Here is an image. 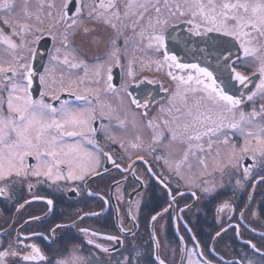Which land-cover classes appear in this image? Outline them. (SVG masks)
<instances>
[{
    "label": "flooded vegetation",
    "instance_id": "obj_1",
    "mask_svg": "<svg viewBox=\"0 0 264 264\" xmlns=\"http://www.w3.org/2000/svg\"><path fill=\"white\" fill-rule=\"evenodd\" d=\"M3 2L4 0H0V3ZM10 2L13 4L11 10L0 8V30L6 35H11L14 29L18 32L21 24L32 25V20L35 19L34 12L26 8L23 0L21 10H17L18 0ZM167 2L173 8L179 2L183 4V0ZM94 3L98 5L99 0H94ZM118 3L123 10H120L119 20L113 18L116 29L101 19L90 18L88 13L91 10H86L84 0H70L67 5L69 16L81 4L85 6L76 28L68 27L59 20L60 17L53 20L52 24L45 21L38 24L44 32L40 41L46 39L48 47L42 69L37 74L36 83L39 86L33 89V80L30 89L32 98L39 99L41 92H48L49 88H55L59 92L61 75L65 73L59 70L60 67L55 71L57 83L54 86H46L47 79L45 84H41L39 80V75L45 74L46 68L49 70L55 47L59 48L57 63L60 66L69 68L71 64L77 65L65 73L68 75H63L64 85H69L72 81L76 85L71 92H59L61 100L94 111L95 119L89 121V127H94L97 131L92 133L85 130L84 136L66 138L65 141L69 144L78 142L81 146L82 152L75 157L73 169L76 175L85 172L84 180H53L43 175L34 177L29 174L27 179L13 176L7 182L9 193L7 196H0V251L7 249L9 253L16 252L18 255L9 254L5 257L4 264H56L58 260H63L66 264H117L129 255L135 258L133 264H159L157 256L164 264H264V183L259 182L264 177V156L260 152L253 153L252 150L256 148L255 140L252 139L247 154L237 151V155L241 157L239 168L233 167L235 161L230 163V157L222 161L218 154L222 145L231 149L235 145L237 150L244 145L245 137L234 129L226 132L228 144L221 143L223 135L216 136L212 138V148L209 150V141L205 137L200 142L204 145V150L194 149L195 154L188 153L185 161L188 144L179 139H171L168 131V127L172 126L171 116L167 111H160L163 106L166 110L171 108L172 114L176 115V109L183 112L186 104L193 107L200 101L201 111L218 112L219 109L207 99H201V93L189 92L186 101L183 89L181 95L174 96L177 86L168 75L169 71L176 76L186 77L194 70L169 67L171 61L166 63L167 66L161 64H164L163 57L166 53L176 56L179 63L205 67L203 63H216L214 58L219 55L210 45L231 41V59L228 63L254 79L251 90L257 92V95L249 102L246 99L249 92L240 93L245 96L244 103L235 113H223L224 122L239 120L241 111L247 119H253L251 113L254 110L261 113V106L264 105V95L256 89L260 73L257 69L251 70L237 64L258 60L254 56L245 58L239 42L232 37L221 33H209L206 36L190 33V25L185 22L190 17L179 15L169 20V27L164 33V47L157 51L155 42L148 39L153 31L149 28L147 19L155 18L154 10H149L143 19H138L135 13L140 9L134 8L128 16H124L128 1L119 0ZM118 3L116 0L117 8L122 9ZM162 11L165 16L168 15V10ZM142 26L144 32L148 31L145 37L147 39L142 43L146 56L141 51H135L136 56L127 57L134 34L135 37L136 34L142 37ZM86 28L90 31L85 32ZM64 34L69 37L67 47L62 44ZM117 36L119 38L116 44H110L109 39ZM253 36L256 37L254 46L260 49L256 55H264V37L255 32ZM27 38L32 39L31 36ZM12 39L20 43V37L13 36ZM38 44L32 47L34 56L27 61L33 71ZM114 49H119L120 63L116 64L114 61L111 65L110 81L107 70L102 76L97 73L94 75L88 70V65H94L96 61L107 62L110 58L108 53ZM11 53L12 50L0 42V66L7 68L14 63ZM15 55L27 56L28 49H17ZM228 55V51L223 53L224 57ZM237 56L240 57L239 60ZM65 57L68 64L64 63ZM156 61L161 62L159 66ZM109 84L113 87L109 88ZM191 86L195 87L194 82ZM9 87L3 74H0V99L6 101L9 93L5 89ZM78 95L86 96L90 103L76 100ZM132 98L140 101L139 109L131 104ZM45 99L59 107V102L52 101L50 95ZM149 101L148 115L142 116L141 113L145 111L143 105ZM128 114L132 115L139 129L131 140L127 139L126 129L123 128ZM0 115H8L6 105L0 107ZM154 117L159 125L155 129L147 126V121ZM164 120L170 122L169 126L163 124ZM258 126H264V113L255 117L253 127ZM134 144L137 146L133 147ZM88 154L98 160L99 164L90 160ZM27 163L34 165L36 161L28 157ZM177 164L180 165L178 169ZM90 167L95 169L93 173H87ZM243 167L250 168L247 177L244 176ZM59 170L62 176H68L67 165H60ZM161 180L168 185L167 189L160 183ZM237 180L241 181L239 186L236 184ZM206 188L211 191H204ZM168 190L175 197L174 202L170 201ZM48 199L53 200V205L47 204ZM225 201L233 206L234 211L225 209L217 213V207ZM166 208L168 211L164 212ZM181 209L184 211L181 212ZM157 212L162 214L153 221L152 216ZM34 217L39 219H33ZM56 225L66 227L58 229L55 236H52L50 230ZM81 229H87L88 234L85 235ZM218 232L219 236L216 235ZM108 236L117 237V240H108ZM89 239L93 241V245L87 243ZM31 244L41 249L47 257L46 261L24 262L21 259L31 251L24 245ZM95 245L108 248L109 252L104 253Z\"/></svg>",
    "mask_w": 264,
    "mask_h": 264
},
{
    "label": "snow or ice",
    "instance_id": "obj_2",
    "mask_svg": "<svg viewBox=\"0 0 264 264\" xmlns=\"http://www.w3.org/2000/svg\"><path fill=\"white\" fill-rule=\"evenodd\" d=\"M68 2L65 3L60 9V20L67 24L70 28H76L78 19L83 14L84 5L81 4L76 8L75 13L69 16L68 14ZM159 0L155 3L152 0H128L125 5L126 11L124 16H128L134 9H140L138 13V19H143L145 13L149 11V5L155 12V18L149 17V28L152 29L153 34L149 35V41H154L157 47V51L164 47L165 44V30L169 27V20L175 16H189L190 18L185 21L190 25V33H194L197 36H206L209 33H221L223 36L232 37L235 41L239 42V47L243 50L245 58L254 56L259 62V68L257 71L260 73V82L256 85V89L261 95H264V55L257 56L260 51L259 48L254 46L253 32L258 33L260 37H264V0H183V4L177 3L174 8L170 6L165 0L164 8L168 9V15L165 16L161 7L158 6ZM13 4L10 0H4L0 3V8L5 10H11ZM50 8H55L56 5L50 4ZM100 9L101 11H98ZM28 13L26 12V15ZM51 15V13H49ZM92 19H101L104 23L108 24L113 29H116L117 25L113 23V18L120 19V10L116 6V0H99V4H93L91 11L88 13ZM39 20V17H37ZM8 23L7 20L4 21ZM85 32H89V29H85ZM44 34L40 27H34L29 24H21L20 30L17 32L15 29L11 35H6L0 30V42L6 44L10 50H12L13 64H10L7 68L0 66V74H3V79L9 84V88L5 89L9 95L5 100L0 99V107L6 105L8 115H0V196H7L9 188L7 182L12 180V177H18L27 179L29 174L34 177H40L41 175L53 179H71V180H84L85 172H81L80 175L74 174V161L75 157L81 152V146L78 142L66 143V138L74 139L84 136L85 130L95 133L97 131L94 127H89V121L95 119L94 111H90L87 107H74L68 101L61 100L59 92L72 91L73 86L76 85L75 81H72L69 85L63 84V75H61L59 92L55 88H49L48 92H41L39 99H33L30 89L32 87L34 73L33 68L27 61L34 56L32 47L39 43L41 36ZM51 35V32L47 33ZM143 36V32L141 33ZM13 36L20 37V43H16ZM31 36L29 40L27 37ZM119 37H113L109 39V43L115 45ZM55 39V37H53ZM68 35L64 34L62 38V44L67 47ZM211 39V38H210ZM231 41H220L210 45L214 48L219 55L215 57L216 68L215 71L220 75H214V71H210L208 67H201L199 64H183L177 62L176 56H169L164 54V63L171 61L169 67H175L177 69H192L194 72H189L187 76H176L171 71L168 75L172 77L174 81H177V89L174 92V96L181 95V89H183V95L185 101L187 100V94L189 92L196 94L201 93V99H207V101L215 108L219 109L218 112H212L211 110H200V101H197L193 107L185 105L186 110L181 112L180 109H176V115L172 114V109H165L163 106L160 108L161 112L167 111L171 116V125L168 120H164L163 124L168 127V131L171 133V139L173 141L180 140L181 142H187L188 148L184 156V160L188 159V153L195 154V150L203 151L204 145L200 143L205 137L208 138V148H212V138L223 135L224 139L221 141L223 144L229 143V137L227 136V130H237L245 137L244 145L237 150L233 145L229 162L235 163L233 167H241V157L237 155V151L242 154L249 152V145L252 139L255 140L256 148L253 149V153L260 152L264 156V126H258L254 129H250L252 125L251 119H246L243 111L240 112L239 120H231L225 123V117L223 113H235L238 107L244 103L245 96L240 94V88L246 87L249 83V77L237 71L235 67L231 66L228 61L231 59V52L229 51V45ZM151 46V43L150 45ZM27 48L28 55H15L17 49ZM229 52L228 57H224L223 53ZM60 49H56V54L51 56V60L56 62L59 60ZM108 55L115 61L116 64L120 63L119 49H114ZM223 58V63H221ZM239 60L240 57L237 56ZM64 63L68 64V59L65 57ZM131 63V61H129ZM157 65H160V61H156ZM71 67H77L76 64H71ZM108 80L112 79L111 66L108 67ZM49 74V70L45 69V74L39 75L41 84L46 83V77ZM99 74V73H97ZM131 75V72H129ZM18 77V79H14ZM194 82L195 87L191 84ZM52 83H57L53 80ZM240 86V88L237 87ZM113 86L109 84V88ZM246 99L249 102L254 100L257 92L248 90ZM231 93V94H230ZM51 96L52 101L59 102V107L54 103L46 102L45 97ZM76 100L84 101L85 104L90 103L86 96L78 95ZM131 104L137 109L140 108L141 103L136 98L131 99ZM148 103L146 102L143 107L145 111L141 113L142 116H147ZM261 113H264V105L261 106ZM261 113L255 110L251 113L252 117L261 115ZM123 121H121V124ZM147 126L150 128H158L156 118H152L147 121ZM162 138V137H161ZM153 142H156L154 137ZM195 142V143H193ZM95 143V141H90ZM137 145H133L136 147ZM90 160H94L96 165L99 164L98 160H95L91 154ZM32 157L36 163L28 164L27 158ZM142 159V158H141ZM203 164V160H201ZM60 165H67L68 176L64 177L60 174ZM177 164V169L179 168ZM206 166V165H205ZM94 168L87 169V173H93ZM244 176L247 177L250 174L249 167H243ZM260 183H264V177L259 180ZM160 183L165 189L168 185L161 180ZM236 184L239 186L241 181L237 180ZM31 187V185H29ZM255 187V185L253 186ZM208 192L211 189H204ZM170 201L174 202L175 197L171 196V190H168ZM195 195V193H193ZM34 199H43L41 197H34ZM251 199V196L249 197ZM27 203V202H26ZM47 204L53 205V200L48 199ZM22 208L23 205H20ZM171 207V203H170ZM187 207V206H186ZM247 207V206H246ZM227 209L229 212L234 211L233 206L225 201L217 207V213L223 212ZM51 210V209H50ZM167 212L168 209H164ZM184 209H181L183 212ZM162 213L157 212L152 216V220L155 221ZM256 213H253L255 215ZM243 215V213H241ZM33 219H39L34 217ZM135 219L134 217L132 218ZM66 227L65 225H56L51 229V235L55 236L58 229ZM238 227V226H237ZM85 235L88 234L87 229H81ZM7 234V233H5ZM92 235H96L92 233ZM217 236L220 233H216ZM108 240H117V237L108 236ZM22 243V241H18ZM89 245H93V241L89 239L87 241ZM250 243V242H249ZM2 245V241H0ZM31 249L22 256L24 262H37L46 261L47 257L41 252V249L35 245H24ZM96 248L102 252H109L108 248H104L101 245H95ZM255 249L256 246L252 245ZM259 251V249H256ZM9 254L17 256L16 252L9 253L7 249L0 251V264H4V259ZM139 254H137L138 256ZM91 259V258H90ZM135 258L132 256H125L123 261H118L117 264H133ZM156 259L159 264H164L162 260ZM56 264H66L63 260H58ZM211 264V262H207ZM251 264V262H249Z\"/></svg>",
    "mask_w": 264,
    "mask_h": 264
},
{
    "label": "rangeland",
    "instance_id": "obj_3",
    "mask_svg": "<svg viewBox=\"0 0 264 264\" xmlns=\"http://www.w3.org/2000/svg\"><path fill=\"white\" fill-rule=\"evenodd\" d=\"M84 1H85L86 10H91L92 6L94 4V0H84ZM118 1L119 0H117V3H118ZM122 1L127 2L128 0H122ZM23 2H25L24 4H26V8L28 10L34 12L33 18H35V19L32 20V23H33L32 25L38 27V24H40L44 21L47 23L51 22L50 24H52L53 20L56 21V19H58V17H60V9H61L62 5L65 3V0H23ZM23 2H22V0H18L19 9L17 8V10H21ZM152 2L155 3L156 0H152ZM53 3L56 5V7L50 8L49 5L53 4ZM160 3H161V9L162 10H168V9L164 8L165 0H159L158 6H160ZM118 5H119V8H122V5H120L119 3H118ZM98 10H100V9H98ZM119 10H123V8L119 9ZM149 10H153L151 8V5H149ZM49 13H51V15H49ZM37 17H39V20H37ZM50 19H51V21H50ZM147 22H149V19H147ZM41 27L42 26H40V28ZM141 28L143 31V36L141 37V36H138L139 34H136V37H135V34H134V36H133L134 41L127 51V57L136 56L137 53L135 51H139V52L141 51V52H143V55L146 56V53H144V45H142V43H145V40L147 39L145 37L148 35V33H147L148 31L144 32L143 26ZM56 49H57V47H55V53L53 52L54 55L56 54ZM140 62L142 65H144V61L141 60ZM113 63H114V60L110 57L109 59H107V62H105V63H100V61H96L94 65H88V67H89L88 70L92 71L94 73V75H96V73H99V75L102 76V73L104 71H106L108 69V67L111 66ZM163 65L167 66L166 63L161 64V66H163ZM237 65L240 67L246 66V67L250 68L251 70H253L252 68H254V69L259 68V62H247V63L237 64ZM58 67H60L59 68L60 71H65V73L68 72L69 70H72L71 67L65 68L66 66H60L57 63V61L56 62H53V61L49 62V74L46 77V79H47L46 86H54L56 84V83H52V81L53 80L56 81L57 77H56L55 71H57ZM65 73H62V74L68 75ZM176 82L177 81H175V86H177ZM97 85H99V84L97 83ZM71 105L76 107L74 104H71ZM126 109L129 110V108L127 106H126ZM127 118H128L127 122L125 123L126 125L123 124L124 127H123V125L121 127H123L124 130L126 129L125 134L127 136V139L131 140L136 136V133L139 131V129H138L137 124H135L134 118L132 117L131 114H128ZM248 119H251V117H249ZM251 120H252V125L250 126V128L254 129L255 127H253V125L255 122V117H253V119H251ZM219 148H220V150H218V154H219V157L222 161H225V160H227V158L232 156V152H231L230 147H228V146L225 147L222 145ZM218 154H216L217 159H218Z\"/></svg>",
    "mask_w": 264,
    "mask_h": 264
},
{
    "label": "water",
    "instance_id": "obj_4",
    "mask_svg": "<svg viewBox=\"0 0 264 264\" xmlns=\"http://www.w3.org/2000/svg\"><path fill=\"white\" fill-rule=\"evenodd\" d=\"M48 45V41H46V39H42L37 48H36V53H35V60H34V73L38 74V71L42 69V66L44 64V60H45V55H46V50H47V46ZM223 63V62H221ZM203 65L205 67H208L211 71H215L216 68V63H203ZM215 66V68H214ZM216 75H220L219 72H216ZM249 83L246 85V87L240 88L239 85H237L238 88H240V93L244 94L246 93L249 89H251L254 85V79L249 77ZM34 83H33V89L37 88L39 86L38 82L36 83L37 80V75L34 76L33 78Z\"/></svg>",
    "mask_w": 264,
    "mask_h": 264
}]
</instances>
